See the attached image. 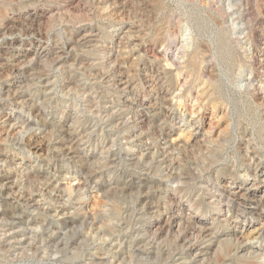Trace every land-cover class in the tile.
Listing matches in <instances>:
<instances>
[{"label":"bare ground","instance_id":"1","mask_svg":"<svg viewBox=\"0 0 264 264\" xmlns=\"http://www.w3.org/2000/svg\"><path fill=\"white\" fill-rule=\"evenodd\" d=\"M47 1L53 2L55 6L44 5L28 10L26 15L24 13L23 17L13 22L0 20V56L10 54L5 62H0L3 65L2 71L5 72V76L0 79V107L6 103L11 107L10 112L0 109L2 144L23 148L26 142L33 144L38 141L44 125L43 122L35 121L33 116L51 118L53 115L44 110L39 96L29 91L27 93L21 87L26 82L34 83L43 97L51 91L62 93L65 90L67 93L71 89L70 84L60 83L57 89L53 73L63 65H70L86 73L93 83L95 79L104 82L114 92L131 90L124 62L117 56H99L95 64L92 63V60H96L94 56L87 58L76 52L85 42L88 32H91L83 22L99 14V5L112 3L124 9L128 0ZM182 1L214 8L219 17L217 24L220 23L225 30L220 36L222 44L226 40L231 41L234 46L243 45L247 38L254 40L258 35L255 29L250 32L244 29L245 24L240 22L241 19L239 21L230 0ZM73 6L77 7V11L70 12L69 9ZM8 8L13 9L12 6ZM47 15L64 16L68 23L63 25L62 20L55 23L53 19L49 22L47 19V24H44L43 20ZM169 16V34L188 31L180 26L175 13L171 12ZM189 34H183L184 45H179L178 48L190 47ZM17 43L20 44L19 48ZM171 53L164 52V56L176 66L180 63L179 59L177 60V56L174 58ZM154 54L156 57L161 55ZM239 54L249 57L252 68L238 75L233 96L226 92L229 97H225L227 127L217 136L216 142L208 144L200 155L191 154V146L200 144L199 134L203 125H206L205 136H211L215 126L211 118L207 122L203 121L199 110L193 112L201 121L191 124L189 131L193 135L192 139L188 143L180 141L179 144L170 139L171 132L163 125L164 122L161 123L156 111L151 113L153 111L145 104H141L140 108L127 107L124 111L114 110L116 105L111 104L110 107L106 104L100 111L97 99L92 101L91 106L87 102V108L95 112L98 119L93 124L94 134L110 127L111 130L117 129V136L101 141L95 138V150L98 151L91 152L96 159L95 170L90 171L86 166L90 153L85 149L93 141L89 128L77 124L64 126L63 122L58 121L59 126L52 125L51 131L41 142L56 161L82 160L75 165L77 177L73 182L63 177L55 167L50 168L48 159L37 162L46 169L27 165L9 168L11 159L0 148V242L18 237L23 229L20 242L28 245L37 243L36 250L45 251L48 246L57 250L62 244H66L62 229L78 223L81 227L89 226L93 237L91 233L88 236L87 232H82L75 241H88L90 237L95 240V245L89 244L87 252L83 251L80 255L81 261L85 262L125 264L127 261L126 264H131L136 258L154 257L153 260L161 264H260L264 259V244L253 240H264V211L259 205L264 198V184L260 186L264 183V160L258 158L253 144L244 145L242 141L245 137H248L247 141L260 139L262 126H255L251 121L245 123L240 117L239 103L241 101L247 107L250 103H255L264 110V47L262 52L253 49L250 53L240 51ZM212 57L205 52L196 66V71L205 79L201 85L203 88L207 86L213 72L219 73L221 70ZM160 68L159 65H153L151 72L141 76L142 83L146 86H152L153 83L156 85ZM255 74L259 76L257 81ZM199 85L195 83L192 89L194 102L197 101ZM156 92L160 98L166 95L162 86H157ZM237 93L249 95L250 100L245 97L240 100L236 97ZM81 94L84 95V92ZM66 112L65 107L60 115L64 120ZM22 114L26 117L22 118ZM261 115L260 120L264 125V111ZM76 116L73 117V122H76ZM51 123L56 122L52 119ZM121 140H124L126 147ZM239 170L244 172V177L237 182L236 171ZM229 175L234 176L233 179L230 178V183L237 184L234 188L228 184ZM104 176H117L121 181L111 183L104 180L99 184L100 189L114 184L113 187L118 189L120 196L134 195L131 202L116 211L112 200H109L110 202L102 205L103 212L98 209L97 213H93L87 200L74 201V197L87 182L94 177L97 179ZM249 177H252V182L247 186ZM44 193L52 196L54 205L41 202L39 195ZM73 194L75 195L72 196ZM64 196H68L69 203H63ZM35 211L38 216L32 215ZM105 214L107 218L104 217ZM126 217L134 219V223L144 218L141 235L139 231L134 230L133 234L128 231L129 228L122 221ZM260 218L261 227L257 228L255 236H250V231H246L247 225H252L253 220ZM115 248L116 252H112V255L105 253L96 256L100 250L106 249L110 253L109 249Z\"/></svg>","mask_w":264,"mask_h":264},{"label":"rangeland","instance_id":"2","mask_svg":"<svg viewBox=\"0 0 264 264\" xmlns=\"http://www.w3.org/2000/svg\"><path fill=\"white\" fill-rule=\"evenodd\" d=\"M230 2L234 7V11L238 14L237 17L239 21L241 19L240 22L245 24L243 25L244 29L249 32L252 31V29L256 30L258 35L254 37L255 41L253 39L251 40V38H247V42L243 45L239 44L234 46L231 41L226 40L225 43L222 44L220 36L225 30L220 26V23H218L219 25L217 24L219 17L217 16L214 8H208L206 5H195L182 0H128L123 9L116 4L101 3L98 7L99 14H95L91 20L83 22V25L89 27L91 32H88L84 39L85 42L81 47L76 49V52L77 54L85 55L87 58L94 56L96 60H92V63L95 64L98 62L97 57L99 56L106 58L107 56L110 57L112 55L117 56L124 62V69L127 73L126 78L128 77L127 79H129V82L131 83V90L114 92L111 86H107L104 82L97 79H95V83H93L86 73H82L70 65H63L64 68L62 67L60 70H53L57 89L60 83L65 84L67 82L70 84L71 89L67 92L68 94L64 92L65 90L62 93H52L51 91L49 95L45 96L47 98L46 99L34 83H23L22 85L24 86L21 88H23V90L27 93L29 91L32 94L39 96V101L43 104V108L45 107L44 110L48 112L47 114L50 113L53 115L54 118H45L41 115L33 116L35 121H38V123L43 122L42 124L44 125V130L41 133V136L38 141L33 144H31V142H26V144L23 145V148H18L16 145L2 144V142H0L1 150L11 159L8 167L15 169L18 168L19 165H27L37 169H46L44 165L40 166L37 162L41 159L44 161H47L48 159L49 164L51 165L50 168L55 167V169L60 171V174L63 177L65 176L68 181L71 180L73 182L75 177H77L75 173V165L77 166L80 164L82 160L74 161V159H66L56 161L53 159L51 152L44 148L43 144H41L51 131L52 125L56 124L55 126H59L60 122H63L64 126L77 124L89 128L88 132L93 134L91 137L93 141L89 142V146L85 149L86 152L89 151L90 153V159L86 166L90 171L95 170L96 159L95 155L91 154V152L95 153V151H98L97 149L95 150V138L97 141H101L107 138L113 139L117 136V129L111 130L110 127H105L103 129L105 133L103 131H98V134H94L95 126H93V124L97 123L98 119L95 112H91L90 109L87 108V102L90 103L89 106H91L96 99L100 111L104 109L106 104L110 107H112V105H116L114 110L117 109L118 111H124L127 107L140 108L141 104H145L149 110L153 111L151 113L156 111L155 113L161 123L164 122L163 125L168 128L169 133L171 132L170 139H174L175 142L179 144H181L180 141L182 143H188L192 139L193 135H191L189 131L191 129L190 126L192 123H198L201 121V119L198 120L199 117H195L193 115V112L199 110V116H202L203 121L205 120L207 122L209 118H211V121L215 126V130L211 136H205L204 133L206 132V125H203L200 130L202 135L199 134V139H201L200 144L194 145V147L191 146L192 148L190 149V153L192 152L191 154L193 155H200L201 151H203L208 144L216 142L217 136L224 128L227 127L228 116L225 112V97L228 96L226 92L232 93L233 96L235 91L234 87L238 81V75L246 73V71L248 72L252 68L249 57H247V55L243 57L239 54V52L245 51L246 53H250L253 49L258 52H262L264 47V0H234V2L233 0H230ZM44 5L55 6L53 2H49L47 0H22L21 3L18 0H4L3 3L0 2V20L2 22L6 19L8 22H13L15 19L17 20L18 18L26 15L28 10L36 9V7ZM11 6L13 8L12 10L8 8ZM69 10L70 12H75L77 11V7L73 6ZM171 12L175 13L179 18L180 26L182 28H187L188 31L181 30L179 33L175 32L169 34V24L167 22ZM44 18V24H47L46 22H49L52 19L53 22L56 21L55 23H58L61 20L63 25L68 23L67 19H64V16L50 17L47 15ZM187 32L190 33L188 35L191 39L190 47L180 49L178 47H180L179 45H181V47L184 45L182 43L184 40L183 37ZM16 46L19 48L20 44L17 43ZM154 52L161 54L162 56L160 55L156 57ZM164 52H172L171 55L174 58L177 56L176 58L177 60L179 59L178 62L180 63L176 66L172 65L168 59L166 60ZM205 52L213 56V60L221 70H219V73L214 71L209 82H207V86L205 85L203 88L201 85L205 79L199 71H196V66L201 61ZM9 55L10 54L8 53L2 54V56H0V62H5V58L9 57ZM153 65H159L161 67V73L156 76L157 84L155 85L153 83L155 86H153V84L152 86H146L142 83L141 76L147 74V72L149 73V71L151 72ZM2 66L3 65L1 63L0 79L5 76V72L2 71ZM257 75L258 74H255L256 81L259 78ZM195 83H198V85L200 84L197 91L196 102H194V99L192 98V89ZM157 86L165 88L166 95L164 98H160L157 94ZM102 88L104 89L102 90ZM85 91H87V93ZM82 92H84V95L81 94ZM87 95L89 97H87ZM236 97L240 100L244 97L247 98L246 100H250V96L245 93H237ZM65 107L67 112L64 115L66 117L64 120L60 117V115ZM0 109L1 111L10 112L11 107L6 103L3 104ZM239 109L241 111L240 117L245 123L251 121L255 124V126H262L260 139H257L256 141H247L248 137H245L246 139L242 142L244 145L253 144L256 152H258V158L264 160V125L260 120V117L262 116L261 113L264 110H262L255 103H250L247 107L245 103L241 101L239 103ZM74 116L77 117V120L75 119L76 122L72 121ZM21 117L25 118L26 116L22 114ZM52 119L56 123H51ZM58 121L60 122L58 123ZM99 134L101 136H99ZM203 138L205 140L207 139V141ZM121 142L124 144V147H126L124 140H121ZM147 142H149V140H147ZM236 173V181L240 182V180L244 177V172L239 170L236 171ZM227 177L228 184L230 187L234 188L237 184L230 183V178L233 179L234 176L232 177L229 175ZM104 180H108L111 183L121 181L117 176H104L103 178L97 179L94 177L80 189L78 195L74 197V201L77 202V200L80 201L82 199L87 200L90 204L92 212L97 213L98 209H103V204L107 203V201L110 202L109 200H112L114 208L116 211H119L121 206L131 202L132 198H134V195L120 196V192H117L118 189L113 187L114 184H111L112 186H102L100 189L99 186L104 182ZM251 180L252 177H249L246 183V185L248 184L247 186L250 185L252 182ZM263 184L264 183L262 182L260 186H263ZM40 186L41 185H39V187ZM109 187L112 188L110 189ZM254 187L255 185L252 186V188ZM109 190L110 194L108 193ZM74 195L75 194L72 196ZM39 198L41 199V202L46 201L48 204L54 205L55 200L49 194H40ZM69 202L70 199L68 196H64L63 203L67 204ZM259 205L264 211V198ZM32 215L36 216V211L33 212ZM104 217L107 218L106 214ZM122 221L125 222L129 228L128 231L131 234L134 233V230L135 232L139 231L140 235L142 234L144 218H141L135 223L134 219L130 220L128 217ZM252 223V225H247L246 231H250V236H255L257 228L261 227L262 219L253 220ZM78 225V223H74L62 229V232L65 235L64 242L66 243L64 246L62 244L57 250L48 246L45 251L43 249L36 250V246H38L37 243L28 245L27 243L20 242L21 240L19 239H21L20 233H22V229L18 233V237L6 240L2 243L0 242V264H98L97 261H92V263L90 261H81L82 258H80V255L83 251L87 252L89 244L92 243V245H95V240H91L90 237L88 241H75L82 232H87L88 236H90L89 234L91 233L89 226L81 227ZM35 227L36 226H34V230L37 231V228ZM91 236L93 237V233H91ZM253 241L258 244L260 242L264 244V240L262 239H255ZM105 250L106 249L98 251L96 256H101L105 253L112 255V252H116V248L111 250L109 249L111 254ZM153 259L155 258H136L131 264H161V262L157 263V261ZM126 263L127 261L125 264ZM107 264H113V262ZM260 264H264V259L261 260Z\"/></svg>","mask_w":264,"mask_h":264}]
</instances>
